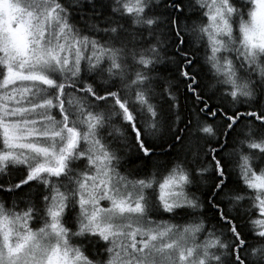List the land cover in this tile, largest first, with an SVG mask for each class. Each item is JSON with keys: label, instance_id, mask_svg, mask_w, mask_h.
Returning <instances> with one entry per match:
<instances>
[{"label": "snow or ice", "instance_id": "1", "mask_svg": "<svg viewBox=\"0 0 264 264\" xmlns=\"http://www.w3.org/2000/svg\"><path fill=\"white\" fill-rule=\"evenodd\" d=\"M0 264H264V0H0Z\"/></svg>", "mask_w": 264, "mask_h": 264}]
</instances>
